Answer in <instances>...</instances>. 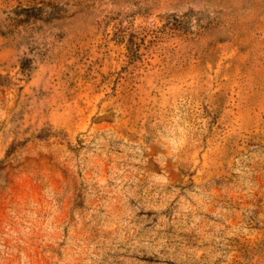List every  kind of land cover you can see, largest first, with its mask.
<instances>
[{
  "label": "rangeland",
  "instance_id": "374dc122",
  "mask_svg": "<svg viewBox=\"0 0 264 264\" xmlns=\"http://www.w3.org/2000/svg\"><path fill=\"white\" fill-rule=\"evenodd\" d=\"M0 264H264V0H0Z\"/></svg>",
  "mask_w": 264,
  "mask_h": 264
}]
</instances>
